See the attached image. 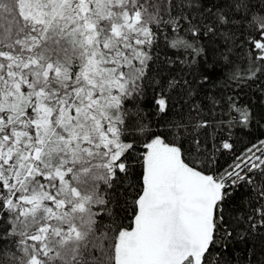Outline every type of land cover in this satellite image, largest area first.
Returning a JSON list of instances; mask_svg holds the SVG:
<instances>
[{
    "label": "snow or ice",
    "instance_id": "snow-or-ice-1",
    "mask_svg": "<svg viewBox=\"0 0 264 264\" xmlns=\"http://www.w3.org/2000/svg\"><path fill=\"white\" fill-rule=\"evenodd\" d=\"M0 264H264V0H0Z\"/></svg>",
    "mask_w": 264,
    "mask_h": 264
}]
</instances>
